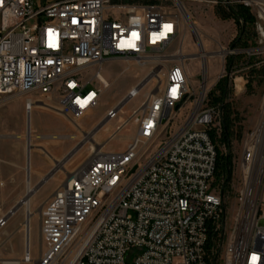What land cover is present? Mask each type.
Returning <instances> with one entry per match:
<instances>
[{"label": "built area", "instance_id": "obj_1", "mask_svg": "<svg viewBox=\"0 0 264 264\" xmlns=\"http://www.w3.org/2000/svg\"><path fill=\"white\" fill-rule=\"evenodd\" d=\"M184 1L249 9L264 45V0H0V98L46 96L60 114L82 119L103 93L83 79L87 70L118 59L143 64L171 48ZM147 34L158 42L145 43ZM211 90L170 135L177 111L195 96L182 63L168 67L162 89L130 118L109 111L105 119L120 123L111 138L131 123L135 138L123 152L98 150L44 204L37 259L26 236L23 258L0 264H264V121L244 141L238 212L227 231L211 136L223 106L210 104ZM33 107L27 100L28 114Z\"/></svg>", "mask_w": 264, "mask_h": 264}, {"label": "rangeland", "instance_id": "obj_2", "mask_svg": "<svg viewBox=\"0 0 264 264\" xmlns=\"http://www.w3.org/2000/svg\"><path fill=\"white\" fill-rule=\"evenodd\" d=\"M53 1L37 0L36 6ZM183 4L190 22L185 20L180 36L170 49L149 59L156 62L141 65L133 60L118 59L87 70L83 79L102 87L103 93L98 106L82 119L75 121L60 114L54 109L58 105L46 96L35 95V107L31 114L27 113L25 106L22 115L20 109L12 108V103L14 99L27 96L0 98V219L7 217L6 226L0 228V260L22 259L24 256L27 214L23 204L14 213H10L12 210L7 213L10 198L20 192L22 200L33 198L29 210L32 220L28 237L33 256L37 259L40 252V212L44 204L75 170L93 156L92 146L104 153L123 152L127 148L135 138L137 126L131 123L111 138L119 121L130 118L146 98L156 95L162 89L168 67L181 62L186 67L195 96L177 111L167 135L175 133L192 113L195 100L202 95L205 84L207 88H212L209 102L213 104L214 97L221 95L218 76L227 75V81L223 83L228 92L225 104L229 105L233 126L227 141L223 136L222 113L213 134L219 159L215 180L226 185L224 216L227 231L233 226L242 188L239 160L243 144L247 135L258 126L264 109V45L256 40L254 26H249L252 39L248 41V48L233 47L241 34V25L233 18L223 17L237 6L229 8L223 4L207 5L197 1H184ZM204 47L210 55L207 64L200 56ZM231 59L233 64L229 69ZM98 70L103 73L100 80L95 78ZM215 72L217 76L213 78ZM144 81L147 83L143 84ZM133 87L138 89L139 95L131 99L129 91ZM91 88L89 84L86 90ZM114 108H120V120L108 121L104 118L92 130L90 125L96 118L103 116L107 109L111 111ZM29 135L32 141L28 145ZM31 168L42 170L44 177L41 181L32 179ZM51 173L53 175L44 181ZM30 185L32 189L37 188L32 196H28Z\"/></svg>", "mask_w": 264, "mask_h": 264}, {"label": "trees", "instance_id": "obj_3", "mask_svg": "<svg viewBox=\"0 0 264 264\" xmlns=\"http://www.w3.org/2000/svg\"><path fill=\"white\" fill-rule=\"evenodd\" d=\"M224 19L233 18L235 21L240 23L241 25V34L240 36L234 41L233 47L241 46L242 48H248V41L252 39L250 32L248 31L249 26H254V18L252 17L249 9L243 6H237L235 9H231L230 12L223 17ZM255 35V33H254ZM253 36V35H252ZM233 64V60L231 59L228 63V68L231 69ZM227 81L226 78L219 81L221 95L219 97H214L213 104H222V124L224 127V138L228 141L230 138V128L233 126V120L231 118V111L229 109V105L225 104V100L227 97V88L223 84ZM213 140L214 134L211 135ZM219 170V159L217 163V172Z\"/></svg>", "mask_w": 264, "mask_h": 264}, {"label": "bare ground", "instance_id": "obj_4", "mask_svg": "<svg viewBox=\"0 0 264 264\" xmlns=\"http://www.w3.org/2000/svg\"><path fill=\"white\" fill-rule=\"evenodd\" d=\"M184 14H185V16L186 17H184ZM183 17H184V19L186 20V21H188V22H190V17L185 13V12H183ZM156 42H158V35H155V34H147V35H145V43H156ZM204 46V45H203ZM168 49H170V48H165V52L168 50ZM200 56H201V58H202V60L204 61V63H206L207 64V60H208V58H209V54L205 51V47H204V49H203V51L201 52V54H200ZM171 57V56H170ZM149 61H157V60H155V59H152V60H147L145 63H143V64H141V65H145L146 63H149ZM182 63V62H181ZM99 76H96V79L97 80H100L101 79V76L103 75V73L100 71V73L98 74ZM157 79V78H156ZM158 80V79H157ZM158 82H159V80H158ZM207 83V82H206ZM205 87H206V84L203 86V91L205 90ZM129 95H130V98L131 99H133V98H136L138 95H139V91H138V89L136 88V87H133L130 91H129ZM262 120L264 121V111H263V114H262ZM32 141V138H31V136L29 135L28 136V145H29V143ZM29 148H30V146H29ZM98 152V149H95V147L94 146H92L91 147V153L92 154H95V153H97ZM28 155H30V150H28ZM84 165V164H83ZM83 165L80 167V168H78L77 170H75V172H80V171H82L83 170ZM32 171V170H31ZM29 185V184H28ZM32 190H34L32 193H31V191ZM28 191L30 192V194L28 193V196L30 195V196H32L33 195V193L35 194L36 193V191H37V188H34L33 187V189H32V186L30 185V186H28ZM32 194V195H31ZM27 196V197H28ZM26 199V198H25ZM24 199V201L21 203V205L23 204L24 206H25V211H26V220H25V223H24V225H25V227H26V231H27V236L29 235V233H30V225H31V220H32V215H31V212L29 211L30 210V206H31V202H32V199H26L25 200ZM20 205V206H21ZM5 219H7V217H5Z\"/></svg>", "mask_w": 264, "mask_h": 264}, {"label": "crops", "instance_id": "obj_5", "mask_svg": "<svg viewBox=\"0 0 264 264\" xmlns=\"http://www.w3.org/2000/svg\"><path fill=\"white\" fill-rule=\"evenodd\" d=\"M217 75H216V72L212 75L213 78H215ZM27 100H32V101H36V98H35V95H30V96H27V98H17V99H14L13 100V103H12V108H18L20 109L19 111L21 112V115H22V112H23V109L24 107L26 106V101ZM109 109H107L104 113L103 116H99L98 118H96V121H94L90 127H92V130L95 129L102 121L103 119L105 118V116L107 115ZM7 114H10L12 113L10 111L9 112H6ZM32 170V179L34 180H37V181H41L44 177L43 175V172L40 168H31ZM23 199V196H22V193L20 192L19 194L13 196L10 198V202H9V205H10V208L9 210L7 211V213L12 210V208L17 205L21 200Z\"/></svg>", "mask_w": 264, "mask_h": 264}, {"label": "water", "instance_id": "obj_6", "mask_svg": "<svg viewBox=\"0 0 264 264\" xmlns=\"http://www.w3.org/2000/svg\"><path fill=\"white\" fill-rule=\"evenodd\" d=\"M147 83V81H144L143 82V84H146ZM54 173V172H53ZM53 173H51L50 175H48V177L46 178V179H44V181H46L47 179H49L52 175H53ZM43 181V182H44ZM24 200H22L16 207H14V209H12V211L10 212V213H14L19 207H20V205H21V203L23 202Z\"/></svg>", "mask_w": 264, "mask_h": 264}, {"label": "snow or ice", "instance_id": "obj_7", "mask_svg": "<svg viewBox=\"0 0 264 264\" xmlns=\"http://www.w3.org/2000/svg\"><path fill=\"white\" fill-rule=\"evenodd\" d=\"M166 27H168L169 29L171 28V26H170V25H168V26H166Z\"/></svg>", "mask_w": 264, "mask_h": 264}]
</instances>
